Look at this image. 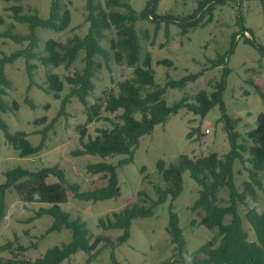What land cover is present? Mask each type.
Returning <instances> with one entry per match:
<instances>
[{
  "label": "rangeland",
  "instance_id": "1",
  "mask_svg": "<svg viewBox=\"0 0 264 264\" xmlns=\"http://www.w3.org/2000/svg\"><path fill=\"white\" fill-rule=\"evenodd\" d=\"M104 2V0H101ZM128 2L136 11H141L148 0H121ZM200 0H160L157 13L175 17H185L194 12ZM52 0H0V57L10 55L16 50L26 49L29 41L17 42L3 33L12 30L16 34H29L27 23L17 21L13 16V6H22V14H38L41 18L50 15ZM62 10L69 9L72 21L68 29L55 31L50 28L38 27L36 35L38 43L35 50L39 55H45L46 41L67 42L74 35L85 36L89 30L87 21V0H61ZM107 10L126 12L123 7H106ZM250 32H245L240 23ZM205 16L204 19H207ZM139 39L142 45L140 63L146 53L152 55V68L155 71L156 86H166L169 81L180 80L191 74H200L195 80H189L184 87L168 86L164 98L169 105L180 101L183 97L192 98L199 91L214 90V84L220 81L225 66L230 69L227 77V88L224 93L228 113L236 119L237 130L243 137L258 126V118L264 113V54L259 48L245 42V36L254 39L264 46V0H243L238 3L229 0L226 4H217L212 22L189 28L186 33L175 22L163 19L159 25L153 20L139 19L136 23ZM238 33L236 46L226 64L213 66L212 60L226 54L231 47L232 36ZM102 45L110 49L109 60L101 56L95 57L100 67L96 68L93 78L94 89L87 97L89 104L106 100V93L117 91V82L133 77V67L126 62L118 63L115 50L111 49V41L117 39L115 28L106 31ZM85 52L81 51L76 61L66 67L50 64L43 65L37 58L28 60L25 56L5 66V72L12 81V88L4 96L9 108L2 113V118L9 126L11 133L23 130L33 145L42 141L43 131L47 130V139L43 149L33 155L21 157L20 151L13 148L7 141L4 130L0 126V184L6 180L7 170L23 167L31 171H39L46 167H59L65 171L66 184L79 185L80 191L93 190L108 183L105 173H92L89 164L107 162L117 166L121 195L100 201L81 200L75 197L73 190L68 189V201L60 204L64 211L70 213L72 219L84 220L92 236L103 235L116 240L123 231L121 229L105 230L99 226V219L111 215L134 203L150 205L157 200L155 183L163 187L166 183L157 172V162L163 159L167 164L177 161L186 154L190 157L205 156L217 152L221 157L230 151L231 146L225 129L224 121L220 120L221 112L218 106L213 108L204 118L187 109H181L177 114H171L165 123L155 126L154 130L140 138L135 149L134 160L120 165L126 155H76L82 148L80 126L86 127L84 141L98 136L100 128H111L114 121L119 120L123 109L117 112L102 110V118L88 122L87 107L77 96H71L63 108L64 99L70 94L71 85L66 76L81 72L85 66ZM171 60L172 65L159 64L163 60ZM37 68L28 71V64ZM59 74L64 80V88L59 97L53 91H48L47 73ZM31 74V77H30ZM31 79L34 84L31 85ZM150 88L144 89V93ZM29 100L33 102L32 105ZM13 101L19 103V109L13 108ZM140 119L141 114L136 112ZM46 118V121L43 119ZM50 124L51 127H48ZM198 128L199 131H192ZM192 131L191 136L189 133ZM245 158H251L258 147L254 139H249ZM250 163L243 165L239 160L234 163L235 180L240 190L250 181L248 168ZM145 168V171H142ZM149 175V179L145 176ZM182 192L176 200L171 197L166 202L158 204L150 217H137L131 225V235L127 241L112 248L102 242L97 247V255L90 264H113L114 252L117 264H192L190 254L208 243L217 234L201 221L204 216L202 209L192 210L201 189L200 184L186 170L182 175ZM58 178L50 175L48 183L57 182ZM264 183V181H263ZM144 191L146 196H139ZM258 199L257 208L264 211V191L256 187ZM219 204L227 205L229 194L226 189L219 192ZM179 216L186 245L183 251L173 243L167 232L170 217V207ZM41 207H49L46 203H29L23 206L19 194L11 187L5 193V210L0 219V246L13 242L14 249L22 244L27 246L25 252H19L29 259L43 255L48 248L67 244L72 239L70 229L50 231L54 217L49 214L38 215ZM247 207L239 204L243 217L244 228L249 233L250 240H256L255 233L246 219ZM230 220L227 216L226 222ZM17 252V251H16ZM1 257H11L8 250L0 249ZM88 253L78 251L62 264H87Z\"/></svg>",
  "mask_w": 264,
  "mask_h": 264
},
{
  "label": "trees",
  "instance_id": "2",
  "mask_svg": "<svg viewBox=\"0 0 264 264\" xmlns=\"http://www.w3.org/2000/svg\"><path fill=\"white\" fill-rule=\"evenodd\" d=\"M229 0H200L197 8L190 15L185 17H175L173 15H160L157 13L160 0H148L146 6L141 11H136L128 2L121 0H87V21L89 30L85 36L74 35L67 42L49 39L45 45V55H39L35 50L38 37L36 29L38 27L50 28L55 31H64L69 28L72 15L69 9L62 10L61 0H52L50 15L48 18H41L38 14H22V6L16 5L13 10V17L22 23L29 24V34H16L8 30L3 34L13 38L17 42L29 41L26 49H19L10 55L0 57V126L4 130L7 141L13 148L20 151L21 157L30 156L40 152L47 139V130L43 131L42 141L38 145H33L28 134L23 130L11 133L6 121L2 118V113L9 108L4 96L12 88V81L5 72V66L15 62L19 57L25 56L30 60L37 58L43 65H54L56 67L64 65L70 67L78 58L81 51L85 52V66L81 72H75L66 76V81L71 85L70 94L63 101L65 108L68 98L77 96L87 107L88 122L100 120L102 110L107 112H117L123 109L119 115V120L113 122L111 128H100L99 135L84 141L86 127L80 126L82 148L76 151V155L93 154L107 157L111 155H126L119 164L131 163L134 160L135 149L139 146L140 138L151 133L155 126L165 123L171 114H177L181 109H187L204 118L216 106L220 109V120L224 121L231 149L222 157L217 152H211L205 156L190 157L182 154L176 162L167 164L163 159L157 162V172L161 175L166 186L155 183L154 188L158 195L150 205L134 202L125 208L112 212L105 218L99 219V226L105 230L121 229L123 233L116 239L111 240L107 236L99 235L92 241L89 229L84 220L72 219L70 213L64 211L60 204L68 201V189L73 190L76 198L81 200L100 201L110 198H117L121 195L117 166L98 162L89 164L88 170L92 173H105L108 183L99 188L88 191H80L77 184H66L65 171L59 167H46L39 171H31L23 167H16L7 170L6 180L0 184V219L5 210L6 190L13 187L19 194L23 206L29 203H46L49 207H41L38 215L49 214L54 217V223L49 228L50 231L68 228L71 231L72 239L67 244L55 245L47 249L40 257L32 260L21 255L27 246L22 244L14 249L13 242H7L0 246V249L11 252V257H1L0 264H62L78 251L88 253L87 264H90L97 255V247L104 242L115 248L117 245L127 241L131 235V225L133 219L137 217H150L156 205L162 204L171 197L176 200L182 192L183 172L190 171L191 177L201 186L198 198L192 206V210L202 209L204 216L201 223L210 230H217L216 236L211 241L201 246L197 251L190 254L192 264H264V211L257 208L256 187L264 191V113L258 118V126L243 137L236 129L237 121L229 113L224 101V93L227 88V77L230 69L225 66L220 81L215 82L214 90L199 91L191 99L183 97L180 101L169 105L164 94L168 86L184 87L189 80H195L200 74H191L180 80L169 81L164 87L156 86L155 71L152 68V55L146 53L144 60L140 63L142 45L136 23L139 19L153 20L157 25L163 19L167 24L175 21L186 33L189 28L197 27L199 24L206 25L213 20L214 9L217 4H226ZM240 3L243 0H235ZM106 7H123L126 12L107 10ZM208 16L207 19H204ZM243 16H240V23L245 32H250L243 24ZM115 28L118 38L111 41V49L115 50V59L118 63L126 62L133 67V77L119 80L118 90H111L106 94L104 104L95 102L89 104L87 97L94 89L93 78L99 63L95 57L101 56L108 61L111 55L110 49L102 45V40L106 38V31ZM232 36L230 50L212 60L213 66L226 64L230 54L233 52L237 36ZM245 42L256 46L264 54V46L254 39L245 36ZM159 64L172 65L171 60H163ZM37 68L35 64H28V71ZM31 77V74H30ZM48 91H53L56 97L64 88L62 77L53 72L47 73ZM34 84L31 79V85ZM150 88L144 93V89ZM29 102L33 104L31 100ZM13 108L19 109V103L13 101ZM139 112L141 118L135 117ZM46 121V118L43 119ZM50 124L48 127H51ZM192 131H199L198 128ZM192 131L189 133L191 136ZM249 139H254L258 144L255 154L246 159L244 153L247 151ZM239 160L243 165L250 163L248 172L250 181L246 182L244 189L240 190L236 184L234 163ZM145 171V168H142ZM54 175L57 182L48 183L47 178ZM149 179V175L145 176ZM226 189L229 194L227 205L219 204V192ZM139 196H146L144 191L138 193ZM239 204L245 205L248 209L246 219L250 223L256 240L249 239V233L244 228L243 217L239 211ZM227 216L230 220L226 222ZM167 232L183 251L186 240L180 227L179 216L170 207V217L167 225ZM17 251V252H16ZM113 264H117L114 252L112 253Z\"/></svg>",
  "mask_w": 264,
  "mask_h": 264
}]
</instances>
